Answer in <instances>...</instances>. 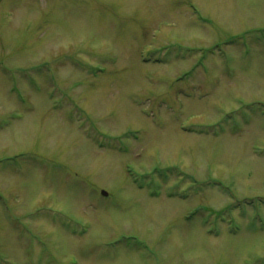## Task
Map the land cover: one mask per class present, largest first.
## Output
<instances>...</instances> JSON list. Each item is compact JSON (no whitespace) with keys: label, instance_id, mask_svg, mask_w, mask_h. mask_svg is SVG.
Returning a JSON list of instances; mask_svg holds the SVG:
<instances>
[{"label":"rangeland","instance_id":"obj_1","mask_svg":"<svg viewBox=\"0 0 264 264\" xmlns=\"http://www.w3.org/2000/svg\"><path fill=\"white\" fill-rule=\"evenodd\" d=\"M0 264H264V0H0Z\"/></svg>","mask_w":264,"mask_h":264},{"label":"water","instance_id":"obj_2","mask_svg":"<svg viewBox=\"0 0 264 264\" xmlns=\"http://www.w3.org/2000/svg\"><path fill=\"white\" fill-rule=\"evenodd\" d=\"M104 196H107V194L103 193Z\"/></svg>","mask_w":264,"mask_h":264}]
</instances>
